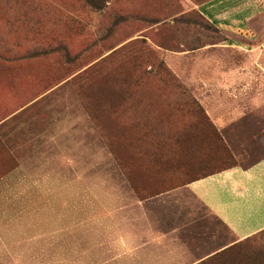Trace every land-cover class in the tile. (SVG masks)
Wrapping results in <instances>:
<instances>
[{"label": "rangeland", "instance_id": "rangeland-1", "mask_svg": "<svg viewBox=\"0 0 264 264\" xmlns=\"http://www.w3.org/2000/svg\"><path fill=\"white\" fill-rule=\"evenodd\" d=\"M207 1L0 0V174L41 171L65 264H264V230L238 241L186 187L264 155V47Z\"/></svg>", "mask_w": 264, "mask_h": 264}, {"label": "crops", "instance_id": "crops-1", "mask_svg": "<svg viewBox=\"0 0 264 264\" xmlns=\"http://www.w3.org/2000/svg\"><path fill=\"white\" fill-rule=\"evenodd\" d=\"M199 8L230 40L260 38L258 47H264V35L258 33L264 25V0H209ZM257 100L249 101L255 104L250 109L226 110L219 123L233 116L252 125L261 116ZM40 174L21 162L0 174V264L66 263L67 247L72 246L66 237V210L34 204L33 179ZM186 187L238 241L264 230V155L250 165L236 164L193 179Z\"/></svg>", "mask_w": 264, "mask_h": 264}]
</instances>
